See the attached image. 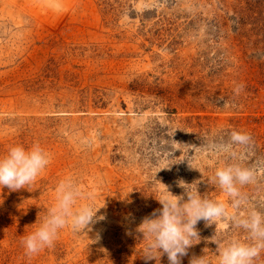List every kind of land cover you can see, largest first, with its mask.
Returning a JSON list of instances; mask_svg holds the SVG:
<instances>
[{"label": "rangeland", "instance_id": "obj_1", "mask_svg": "<svg viewBox=\"0 0 264 264\" xmlns=\"http://www.w3.org/2000/svg\"><path fill=\"white\" fill-rule=\"evenodd\" d=\"M232 130L251 137L235 161L210 147ZM36 144L47 168L27 189H0V264H168L143 258L138 225L164 185L183 193L179 180L231 212L213 180L226 162L255 175L240 213H264V0H0V156ZM69 177L75 208L104 218L26 255L22 237ZM196 227L182 264L203 250L218 264L214 234L246 236L226 219Z\"/></svg>", "mask_w": 264, "mask_h": 264}, {"label": "clouds", "instance_id": "obj_2", "mask_svg": "<svg viewBox=\"0 0 264 264\" xmlns=\"http://www.w3.org/2000/svg\"><path fill=\"white\" fill-rule=\"evenodd\" d=\"M250 140L247 133L232 130L227 134V140L210 147L235 161L238 156L234 146H246ZM191 146L197 148L195 145ZM50 162V154L38 144L28 149L22 145L10 147L5 155L0 156V189H27ZM213 180L230 198L231 212L228 210L229 205L224 202L213 201L201 195L198 190L200 181L188 184L179 180L178 186L183 189L181 195H173L164 185L167 194L157 199L162 207L144 217L136 229L147 242L143 256L146 261L160 260L161 256L166 255L168 264H182V258L188 255L189 249L201 242L197 224L205 221L207 226L226 219L234 228L242 229L246 236L244 239L218 238L214 234L211 242L217 246L215 251L218 264H255L264 251V213L256 210L247 215L240 213V209L247 204L240 188L253 183L255 175L240 163L226 162L215 170ZM56 192V202L44 216L40 226L22 237L21 242L28 256L52 247L59 230L65 226L70 225L74 232L90 231L97 219L104 218L96 216L100 208L94 209L90 205L75 208L83 194L72 178L61 181ZM189 264H212V261L203 250V254L193 256Z\"/></svg>", "mask_w": 264, "mask_h": 264}]
</instances>
